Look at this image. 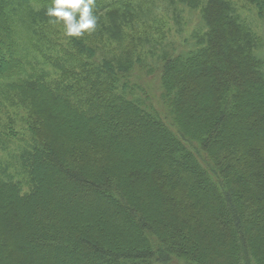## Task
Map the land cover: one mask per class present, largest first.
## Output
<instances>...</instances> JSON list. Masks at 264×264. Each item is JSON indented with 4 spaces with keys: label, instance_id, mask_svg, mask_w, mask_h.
<instances>
[{
    "label": "trees",
    "instance_id": "1",
    "mask_svg": "<svg viewBox=\"0 0 264 264\" xmlns=\"http://www.w3.org/2000/svg\"><path fill=\"white\" fill-rule=\"evenodd\" d=\"M166 1L198 10L201 25L157 70L90 33L65 35L71 83L2 85L34 147L20 157L30 192L0 181V264H264V40L231 1ZM244 3L264 21V0ZM51 5L0 0L11 35L34 44ZM116 7L95 0V30L117 26Z\"/></svg>",
    "mask_w": 264,
    "mask_h": 264
},
{
    "label": "rangeland",
    "instance_id": "2",
    "mask_svg": "<svg viewBox=\"0 0 264 264\" xmlns=\"http://www.w3.org/2000/svg\"><path fill=\"white\" fill-rule=\"evenodd\" d=\"M228 1L236 5L237 14L246 20L254 34L260 35L264 40L262 14L259 16V11L249 3H244L242 10L239 7L242 0ZM116 3L117 7L113 13L116 12L118 16L117 26L108 32L94 30L90 33V39L84 40L93 44H106L111 53L118 48H120L118 52L121 53L128 54L129 51L134 60L140 56V65L146 64L147 68L155 67L157 70L156 64L160 54L164 51L174 50L173 53L179 51L201 25L198 10L185 8L176 1L169 3L166 0H116ZM1 9L0 27L2 26L4 30L1 37L10 61L5 73L0 76V181L17 184L20 193L27 194L32 186L28 171L23 167L20 157L34 147V140L29 132L26 112L19 107L13 97L1 92L2 85L16 78L37 79L38 76L47 83L53 81L71 83L74 77L70 79L69 73L74 62L70 56L69 41L65 40L63 26L62 29L61 25L52 23L42 28L47 34V39L53 41L49 47L45 46L47 39L42 42L40 37V43L34 44L24 36L11 35V19L4 16ZM103 24L99 22L100 27ZM86 35L85 33L84 37H87ZM54 39H57L56 44L60 51L54 46ZM62 69L65 71L64 74ZM143 70L146 72L145 68ZM140 72L144 73L141 69ZM144 85L150 94L156 93L154 78L146 79ZM127 218L124 217L125 220Z\"/></svg>",
    "mask_w": 264,
    "mask_h": 264
},
{
    "label": "clouds",
    "instance_id": "3",
    "mask_svg": "<svg viewBox=\"0 0 264 264\" xmlns=\"http://www.w3.org/2000/svg\"><path fill=\"white\" fill-rule=\"evenodd\" d=\"M94 3L95 0H52L47 10L49 22L62 24L67 37L80 38L97 26Z\"/></svg>",
    "mask_w": 264,
    "mask_h": 264
}]
</instances>
